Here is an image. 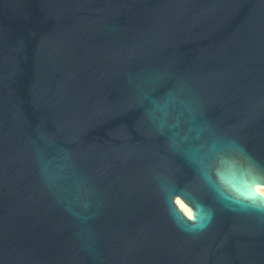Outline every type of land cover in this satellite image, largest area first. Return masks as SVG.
Segmentation results:
<instances>
[{
	"label": "water",
	"instance_id": "water-1",
	"mask_svg": "<svg viewBox=\"0 0 264 264\" xmlns=\"http://www.w3.org/2000/svg\"><path fill=\"white\" fill-rule=\"evenodd\" d=\"M0 264H264V0H0Z\"/></svg>",
	"mask_w": 264,
	"mask_h": 264
}]
</instances>
